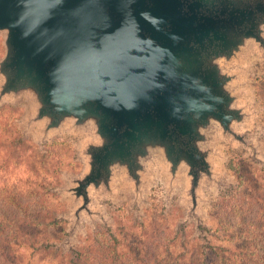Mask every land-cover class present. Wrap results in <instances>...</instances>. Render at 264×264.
<instances>
[{
    "label": "water",
    "instance_id": "obj_1",
    "mask_svg": "<svg viewBox=\"0 0 264 264\" xmlns=\"http://www.w3.org/2000/svg\"><path fill=\"white\" fill-rule=\"evenodd\" d=\"M0 33V104L26 103L41 142L81 139L62 190L73 224L121 179L136 199L156 177L183 182L195 212L218 141L249 133L240 84L264 51V0H0Z\"/></svg>",
    "mask_w": 264,
    "mask_h": 264
},
{
    "label": "rangeland",
    "instance_id": "obj_2",
    "mask_svg": "<svg viewBox=\"0 0 264 264\" xmlns=\"http://www.w3.org/2000/svg\"><path fill=\"white\" fill-rule=\"evenodd\" d=\"M244 61L249 133L244 143L218 141L217 182L204 183L193 213L183 182L168 188L156 177L136 199L121 179L114 196L94 201L99 213L73 224L78 202L62 190L83 170L80 137L63 131L41 142L27 128L26 103L0 104V264H71L78 256L81 264H165L167 251L175 257L191 242L199 252L242 246L239 234L250 242L252 222L264 223V51Z\"/></svg>",
    "mask_w": 264,
    "mask_h": 264
},
{
    "label": "trees",
    "instance_id": "obj_3",
    "mask_svg": "<svg viewBox=\"0 0 264 264\" xmlns=\"http://www.w3.org/2000/svg\"><path fill=\"white\" fill-rule=\"evenodd\" d=\"M254 212L255 215H258L260 210L257 209ZM254 218L256 220V216ZM252 225L253 227L249 224L252 230L250 242L248 241V236L239 234V237H243L242 242H244V244H241L243 247L235 244L234 246L232 245L234 248H227L222 251L223 248L218 246L219 252L213 251L211 248L209 251V249L205 247V249L200 248L201 251L199 252L192 243L189 249L177 253L175 257H173V252L167 251L165 264H264V223L252 222ZM239 232L241 231L239 230ZM234 239L236 238H232V241H234ZM252 244L253 246H257H255V252L253 250L249 251L252 249ZM241 247L243 249H241ZM69 263L81 264L79 256L70 259Z\"/></svg>",
    "mask_w": 264,
    "mask_h": 264
}]
</instances>
